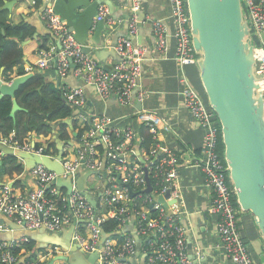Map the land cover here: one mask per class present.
<instances>
[{"label":"built area","instance_id":"1","mask_svg":"<svg viewBox=\"0 0 264 264\" xmlns=\"http://www.w3.org/2000/svg\"><path fill=\"white\" fill-rule=\"evenodd\" d=\"M126 1L131 11L130 36L117 41L115 49L120 59L110 66L103 65L95 55L84 49L53 6L43 9L42 19L58 43L44 51L39 67L53 68L61 79L73 73L86 84L93 85L103 99L116 97L123 106L131 107L136 95V99L143 100L147 94L140 81L147 49L133 41L138 30L142 0ZM241 1L253 36L256 73L264 98V0ZM169 3L173 31L166 18L153 21L156 49L166 57L170 51V40L174 38L177 63L181 67L197 65L198 55L192 43L187 0H169ZM98 21L114 26L119 20L110 15L108 5L102 4L95 19V22ZM180 81L184 106L204 130L201 156L194 162L205 175L204 186L212 200L210 213L217 218L219 241L216 247L234 264H257L240 230V206L220 148L222 126L217 113L210 106L206 93L196 87L185 73L180 75ZM60 87L73 109V117L79 123L90 126L77 146L69 151L72 146L66 145L60 160L63 168L60 176L72 177L73 181L78 171H92L89 190L95 195L96 203H92L75 184L70 193L64 192L56 184L59 174L44 163L37 162L31 169L34 187L26 192L16 195L11 186L0 183V214L24 229L43 227L48 233H59L74 225L72 242L84 253L95 254V264H134L140 259H144V264H193L187 251V231L179 210L172 211L170 207L173 203L169 204L173 197L179 196L176 187L181 158L178 153L170 146H161L156 142L148 154H143L144 164L141 160H133L135 150L131 148V143L134 139L143 140L139 130L131 124L120 125L105 113L92 118L83 110L86 106L83 87H72L63 81ZM136 113L138 121L148 125L155 135L158 129L170 130V124L155 111L140 109ZM112 135L123 138V141L116 143ZM32 136H28L24 143L20 144L17 140L13 143L20 151L52 157V149L47 152L48 143H37ZM103 158H106L105 165ZM146 173L153 187L150 192L145 191L148 187ZM131 191L136 193L133 197ZM169 192L170 196L164 201L158 200L159 195ZM110 219L117 220L118 225L111 232H106L103 223ZM131 223L133 230L126 232ZM8 229L9 225L0 218V231ZM30 240L29 237L2 240L0 264L46 263L61 254L60 246L52 244L35 257L22 256L23 249L15 253L17 247Z\"/></svg>","mask_w":264,"mask_h":264},{"label":"crops","instance_id":"2","mask_svg":"<svg viewBox=\"0 0 264 264\" xmlns=\"http://www.w3.org/2000/svg\"><path fill=\"white\" fill-rule=\"evenodd\" d=\"M5 1L6 0H4V5ZM61 2H63L66 7L69 6V4L74 5L76 7V15H81L76 21L78 28L74 31L79 41L86 48V51L95 55L103 65L110 66L117 62L120 59V55L116 51L115 45L119 39L130 36L129 20L131 18V11L128 2L126 0H62ZM102 4L108 5L110 8V15L119 21L114 26H109L103 22L99 34L95 35L98 23L95 22L96 13H98V9ZM4 5L1 7L0 11L5 10L3 19H5L6 22L12 25H26L34 29V34L30 38L24 40L15 39L21 53L15 66V72L7 75V77L15 79L19 76L30 75L25 80L26 83H22L23 86L21 88L20 86L22 84L19 86L18 89L20 90L16 94L17 100L19 101L20 99V94L18 93L21 90H25L29 86L37 84L40 81H44L45 86H60V83L63 81L65 84L72 87H83L85 89L86 106L83 110L88 112L94 119L105 113L113 117L118 124H131L139 130L141 123L137 119L136 112L138 110L150 109L164 117L170 124V130L158 129L156 137L157 142L161 146H170L181 158L180 175L176 187L179 196L173 197L171 200L173 204L170 208L172 211L177 208L179 210L180 218L187 231V251L190 259L193 261V264H234L228 256L216 247L219 241L216 223L217 218L210 213L212 200L210 193L204 186L205 175L201 168L194 162L201 156L204 130L185 108L183 99L180 95L182 87L180 75L182 73H185L192 83L201 89L202 84L200 81L199 68L197 65L181 67L177 63L175 59L174 38L170 40V51L166 57L162 56L156 49L153 21L158 18H166L169 22L171 31H173V23L169 19L171 14L169 0H142L138 30L133 37V41L135 44L142 45L147 49L143 60V75L140 81V86L145 89L147 95L141 101L136 99V95L132 101L131 107L123 106V104L119 103L117 98L113 96L108 99H103L93 85L86 84L83 79L73 73L61 79L53 68L42 69L39 67L38 62L43 57L45 51L42 48V44L46 42L49 36L51 38L54 37V40L58 43L57 39L42 19V10L50 5V0H17L11 9H4ZM82 17L86 18L88 21L93 19V30L90 28L92 31L89 30L87 36L84 32L87 23L82 20ZM4 31L3 29V32ZM3 69L4 68L1 69L0 74H2ZM3 81L5 80L3 79ZM11 82L12 80L8 83L10 84ZM57 128L58 126L55 129L56 134ZM14 134L15 133H12L8 137L0 138L4 139L0 141V160L6 155H12L19 151L13 143ZM32 137L37 143H48L46 141L47 137L45 136L38 137L33 135ZM54 141H56L55 137ZM62 143L63 151L66 145L72 146L69 149L70 151L77 146L79 141L76 140V137H72L69 142L65 143L62 141ZM134 150L135 155L133 160L139 162L142 157L144 158L143 154H145V150L138 145L134 146ZM58 155L59 153L57 152L55 156L53 151L52 157L50 158L60 162L61 158L58 159ZM16 156L25 163V172L21 177L26 180L28 186L26 189L18 188L17 185H15V181L7 178L4 184L11 186L12 191H14L16 195H20L34 187V177L31 174L32 168L28 171L26 169L25 158L19 155ZM87 173L88 171L84 169L78 171L72 181V185L75 184L80 190L87 194L92 203H96L95 195L89 190L90 173ZM86 174L87 177H85ZM57 186L59 185L57 184ZM59 187L69 193L68 188L64 184ZM0 218L9 225L8 230H11L13 233L24 229H13L9 223L10 219L2 214H0ZM239 226L244 239L256 258L257 264H264V238L259 233L253 214L243 211L240 208ZM65 229L69 231L70 227ZM132 230L133 223L126 227V232H131ZM59 234L64 236L66 232L63 229ZM21 237L29 236L23 235L18 238ZM60 248L61 254L57 255V258L54 257V259H50L46 263L58 264V262L61 261V264H72L70 258H67L70 257L72 253L70 246L67 249L62 246H60ZM44 249L45 247L39 250L36 255L42 254ZM76 253L81 264H95V254L84 253L78 248L76 249ZM141 257L143 258V256ZM138 262L136 261L135 263L143 264L144 259H140Z\"/></svg>","mask_w":264,"mask_h":264},{"label":"water","instance_id":"3","mask_svg":"<svg viewBox=\"0 0 264 264\" xmlns=\"http://www.w3.org/2000/svg\"><path fill=\"white\" fill-rule=\"evenodd\" d=\"M61 1L50 0L49 6H53L74 31L78 28L76 21L81 15H76L74 5L69 4L66 7ZM16 2L17 0H6L3 8L11 9ZM187 4L192 43L198 55L200 81L208 102L217 113L222 126L229 179L234 186L240 208L253 214L259 233L264 238V98L256 73L257 59L251 28L241 0H187ZM82 20L87 23L84 31L87 36L89 30L94 27L93 19L88 21L82 17ZM102 23L103 21H98L95 35L99 34ZM75 36L78 39L76 33ZM84 49L86 50L85 47ZM29 76L16 77L10 84L0 79V100L7 95L13 97L14 105L11 111L13 117L22 109L16 98V91ZM67 122L71 123V119ZM59 123H55V126L57 127ZM54 137L58 143L60 159L63 143L57 134ZM13 155L25 158L27 171L33 168L36 162L44 163L59 174L56 183L59 186L64 184L69 193L72 191V177L60 176L63 168L58 160L20 150ZM140 160L145 163L143 158ZM145 178L148 185L145 191L150 192L153 187L148 173ZM130 194L133 197L136 193L131 191ZM169 196L170 192L159 195L158 200L164 201ZM171 203L172 201L169 204ZM165 205L169 207L168 204ZM9 223L13 229L23 228L12 220H9ZM66 230L64 229L66 232L64 236L59 233H48L43 227L37 230L22 229L15 233L11 230L0 231V239L12 240L27 235L38 249L49 244L66 249L70 246L72 253L67 258H70L72 264H81L76 253L78 246L71 241L74 225L69 231Z\"/></svg>","mask_w":264,"mask_h":264},{"label":"trees","instance_id":"4","mask_svg":"<svg viewBox=\"0 0 264 264\" xmlns=\"http://www.w3.org/2000/svg\"><path fill=\"white\" fill-rule=\"evenodd\" d=\"M3 5L4 0H0V9ZM4 12L5 10L0 11V71L4 68L2 74H0V78L2 77V79L9 82L13 80V78L7 77V75L15 72V66L21 53L15 39L24 40L30 38L34 34V29L26 25H12L6 22L5 19H3ZM3 29L5 30L4 32ZM48 38L46 42L42 44V48L47 51L50 50L53 45H57L54 37L51 38L49 36ZM44 83V81H40L18 93L20 94L18 102L22 109L16 113L15 117L11 115L14 105L13 97L7 95L0 100V138L8 137L12 133H15L14 140H17V142L21 144L31 135H36L38 137L45 136L48 142L47 152L49 153L52 149L51 153H53V151L57 153L59 149L57 148V141H54L55 123L60 122L57 128V136L65 143L69 142L72 137H76V140H79L90 126L88 123L81 125L77 118L75 119L73 117V109L66 101L64 91L60 86H45ZM22 86L23 84L20 88ZM19 90L20 89L16 91V94ZM201 90L204 91L203 87H201ZM69 118H72V123L67 122ZM75 131L77 133L76 136H74ZM139 136L142 137L143 140L138 141L134 139L131 143V148L134 149L135 145H139L148 154L157 142V137L146 124L140 125ZM112 138L116 143H121L123 141V138L114 135H112ZM99 148L104 152L102 145H100ZM220 148L224 156L225 147L222 138ZM110 162L111 160L108 158V163ZM24 172L25 163L16 155H6L0 160V183L4 184L7 178L15 181V185H17L18 188L26 189L28 183L21 177ZM117 225V220L110 219L103 223V229L106 232H111ZM1 241L2 239H0V242ZM22 249L24 251L21 255L27 258L31 256L34 257L36 253L41 250L36 248V244L32 240L23 242L22 245L17 247L14 251L15 253H20Z\"/></svg>","mask_w":264,"mask_h":264},{"label":"clouds","instance_id":"5","mask_svg":"<svg viewBox=\"0 0 264 264\" xmlns=\"http://www.w3.org/2000/svg\"><path fill=\"white\" fill-rule=\"evenodd\" d=\"M71 120H72V118H70ZM76 133V132H75ZM56 153V152H55ZM58 153H59V150H58ZM62 154H63V152H62ZM103 159H105V161H104V163L106 162V158H103Z\"/></svg>","mask_w":264,"mask_h":264},{"label":"rangeland","instance_id":"6","mask_svg":"<svg viewBox=\"0 0 264 264\" xmlns=\"http://www.w3.org/2000/svg\"><path fill=\"white\" fill-rule=\"evenodd\" d=\"M92 180H94V179H92ZM254 258H255V257H254ZM255 261H256V258H255ZM61 263H62L61 261L58 262V264H61ZM256 263H257V262H256Z\"/></svg>","mask_w":264,"mask_h":264}]
</instances>
